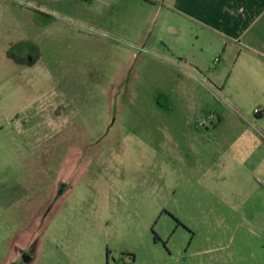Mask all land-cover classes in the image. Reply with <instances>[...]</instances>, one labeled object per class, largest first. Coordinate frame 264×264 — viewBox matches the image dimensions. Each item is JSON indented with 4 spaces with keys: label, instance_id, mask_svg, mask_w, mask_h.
I'll use <instances>...</instances> for the list:
<instances>
[{
    "label": "rangeland",
    "instance_id": "1",
    "mask_svg": "<svg viewBox=\"0 0 264 264\" xmlns=\"http://www.w3.org/2000/svg\"><path fill=\"white\" fill-rule=\"evenodd\" d=\"M176 8L0 0V264H264V77Z\"/></svg>",
    "mask_w": 264,
    "mask_h": 264
},
{
    "label": "crops",
    "instance_id": "2",
    "mask_svg": "<svg viewBox=\"0 0 264 264\" xmlns=\"http://www.w3.org/2000/svg\"><path fill=\"white\" fill-rule=\"evenodd\" d=\"M177 10L201 27L203 42L218 40V63L235 56V62L252 61L264 77V0H175ZM199 35V36H200ZM233 47L236 50H233ZM232 72V71H231ZM264 111V109H261ZM264 139V113L258 115Z\"/></svg>",
    "mask_w": 264,
    "mask_h": 264
},
{
    "label": "built area",
    "instance_id": "3",
    "mask_svg": "<svg viewBox=\"0 0 264 264\" xmlns=\"http://www.w3.org/2000/svg\"><path fill=\"white\" fill-rule=\"evenodd\" d=\"M216 61H218V58L216 59ZM255 113L259 115V114H261V113H264V111H262V110L259 109V108H256V109H255Z\"/></svg>",
    "mask_w": 264,
    "mask_h": 264
},
{
    "label": "trees",
    "instance_id": "4",
    "mask_svg": "<svg viewBox=\"0 0 264 264\" xmlns=\"http://www.w3.org/2000/svg\"><path fill=\"white\" fill-rule=\"evenodd\" d=\"M146 1H150L151 2L152 0H146Z\"/></svg>",
    "mask_w": 264,
    "mask_h": 264
}]
</instances>
